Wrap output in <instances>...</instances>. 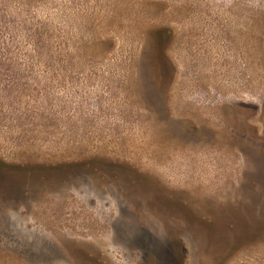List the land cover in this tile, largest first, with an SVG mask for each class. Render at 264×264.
Masks as SVG:
<instances>
[{
    "label": "rangeland",
    "instance_id": "rangeland-1",
    "mask_svg": "<svg viewBox=\"0 0 264 264\" xmlns=\"http://www.w3.org/2000/svg\"><path fill=\"white\" fill-rule=\"evenodd\" d=\"M0 264H264V0H0Z\"/></svg>",
    "mask_w": 264,
    "mask_h": 264
}]
</instances>
